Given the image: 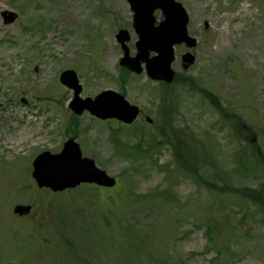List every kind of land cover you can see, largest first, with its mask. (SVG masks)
<instances>
[{
  "label": "rangeland",
  "instance_id": "374dc122",
  "mask_svg": "<svg viewBox=\"0 0 264 264\" xmlns=\"http://www.w3.org/2000/svg\"><path fill=\"white\" fill-rule=\"evenodd\" d=\"M175 1L185 9L187 32L197 45L187 69L181 65L185 47H174L176 80L168 88L118 65L119 29L130 36V56L136 54L127 0H0V264H264V215L249 204L218 206L216 198L211 199L216 206H209L210 197L191 171L179 170L191 163L175 160L170 144L179 139L205 152L199 174L215 184L221 186L222 172L233 188H259L264 0ZM6 13L15 16L12 23L4 22ZM154 15L160 20L159 11ZM66 69L77 73L82 98L118 91L141 108V117L127 128L88 113L73 115L71 91L57 81ZM145 115L153 119L151 126ZM69 137L83 156L117 179L121 199L126 194L123 224L138 229L140 242L157 253L155 258H140L128 247L115 251L111 242L101 254L89 239L94 233L87 225L100 227L92 202L115 191L80 186L54 194L36 188L32 160L43 151L60 152ZM246 145L245 160L262 167L244 177L236 164ZM120 147H128L130 155ZM15 204L31 205L30 215L14 216ZM209 216L228 223L232 232L210 242Z\"/></svg>",
  "mask_w": 264,
  "mask_h": 264
},
{
  "label": "water",
  "instance_id": "95a60500",
  "mask_svg": "<svg viewBox=\"0 0 264 264\" xmlns=\"http://www.w3.org/2000/svg\"><path fill=\"white\" fill-rule=\"evenodd\" d=\"M133 12V28L138 36L135 43L136 55L131 57L126 42L130 37L126 30H118L115 38L123 52L119 65L130 72L140 74L142 64L146 76L152 81L171 83L174 71L171 64L175 59L174 46L184 44L187 49L196 46V39L187 32L188 15L182 5L174 0H127ZM155 10H159L162 20L156 24ZM5 23L15 19L12 13L3 14ZM206 27V23H205ZM150 53H153L150 56ZM184 69L194 62V56L186 51L181 56ZM61 85L72 90L69 109L75 115L88 111L100 119H115L124 124H131L139 114V108L130 104L123 95L113 90H104L93 98H81L82 86L74 70L67 69L59 74ZM148 123L151 119L146 118ZM31 177L37 188H48L51 192H62L73 189L80 184H96L102 187H113L114 178L100 170L91 159L82 157L79 145L68 139L59 153L48 151L39 153L32 161ZM29 205H15L12 213L18 216L28 215Z\"/></svg>",
  "mask_w": 264,
  "mask_h": 264
},
{
  "label": "trees",
  "instance_id": "16d2710c",
  "mask_svg": "<svg viewBox=\"0 0 264 264\" xmlns=\"http://www.w3.org/2000/svg\"><path fill=\"white\" fill-rule=\"evenodd\" d=\"M176 80V78H175ZM175 80L173 82V85L175 83ZM162 86V85H160ZM167 87L171 85H166ZM168 87V88H169ZM140 127V126H139ZM144 128V127H143ZM142 131V130H140ZM253 135V134H252ZM252 135L250 134L249 140L251 143H254L252 138ZM250 141L248 144H250ZM179 143V144H178ZM170 144L174 147V158L177 160H181V165L184 162H190V168H184L179 169L180 171L190 170L189 173L193 180L198 184V186L203 187L205 192L210 197L209 199V206H216V204L212 203L213 198H216L218 201L217 205H223L228 204L230 206H237L240 208H247V204L250 206H253L257 208L263 215H264V179L259 183V188L254 190H247L243 189L240 190V188H233L231 185L232 183L229 180V176L222 174V172H219V182H221V186L215 184V181H210L205 179L202 175L199 174L198 170V161L200 160V157H203V154L205 152L201 151L194 145H190L187 142H184V144H180L179 139L174 140V142L170 141ZM177 145V148L175 149V146ZM121 148V147H120ZM140 145H136L135 148H131L133 153L136 154L139 152ZM118 149V148H117ZM122 149V148H121ZM135 149V150H134ZM245 150H249L248 145L245 146V149L241 150V152L237 153V157L240 158L241 161H239L238 164H236V170L238 171V174H242V176H247L249 174L254 173L255 171H259L256 169L261 170V163L258 161H253L249 163L245 159H248L247 154ZM122 151L130 155V152L127 148H123ZM258 156V153L256 154ZM212 158V157H211ZM215 168V167H214ZM182 171V172H183ZM128 187L126 192L128 191ZM107 191H115L114 194H111L109 198L105 201L98 202L97 196L96 201L92 202V206L95 207L96 212L99 217V224L100 227L99 231L96 233V227L92 228L91 226L87 228L93 232L94 234H90L89 232V239L90 237L94 238V240L99 245V252L101 254H106V250L109 248L108 243L111 242L113 247L115 248V251H121L124 247H128L133 252H135L137 255L140 256V258L147 259L148 256H155L157 253L147 251L145 247L143 246V243L140 242L138 234V229L135 226L126 227L123 224V204L125 203V196L124 194L122 196L119 195V192L117 191L116 187L111 190H104V192ZM92 207V208H93ZM213 216H209L208 218V224H207V237L210 242H216L219 238H223L222 236L226 232H232V228H230V225L228 223L220 224L218 223V220H213ZM220 218V217H217ZM159 252V251H158ZM146 257V258H145ZM158 257V256H157ZM161 260L163 261L164 258L161 257ZM88 263V262H87ZM86 263V264H87Z\"/></svg>",
  "mask_w": 264,
  "mask_h": 264
},
{
  "label": "flooded vegetation",
  "instance_id": "af4514ba",
  "mask_svg": "<svg viewBox=\"0 0 264 264\" xmlns=\"http://www.w3.org/2000/svg\"><path fill=\"white\" fill-rule=\"evenodd\" d=\"M133 13V12H132ZM141 115H142V112L140 113V115H139V117L137 118V119H139L140 117H141Z\"/></svg>",
  "mask_w": 264,
  "mask_h": 264
}]
</instances>
